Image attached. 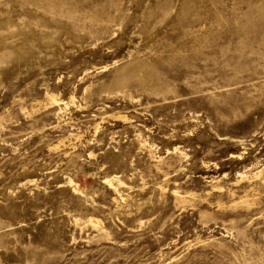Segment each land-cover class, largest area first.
Returning <instances> with one entry per match:
<instances>
[{
	"label": "rangeland",
	"instance_id": "374dc122",
	"mask_svg": "<svg viewBox=\"0 0 264 264\" xmlns=\"http://www.w3.org/2000/svg\"><path fill=\"white\" fill-rule=\"evenodd\" d=\"M0 264H264V0H0Z\"/></svg>",
	"mask_w": 264,
	"mask_h": 264
}]
</instances>
